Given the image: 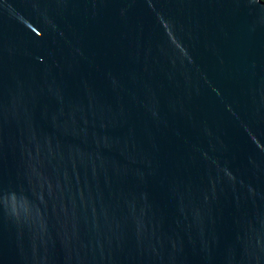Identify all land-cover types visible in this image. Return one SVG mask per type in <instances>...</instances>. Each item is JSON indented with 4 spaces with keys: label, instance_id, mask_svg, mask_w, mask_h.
<instances>
[{
    "label": "water",
    "instance_id": "water-1",
    "mask_svg": "<svg viewBox=\"0 0 264 264\" xmlns=\"http://www.w3.org/2000/svg\"><path fill=\"white\" fill-rule=\"evenodd\" d=\"M0 264H264V0H0Z\"/></svg>",
    "mask_w": 264,
    "mask_h": 264
}]
</instances>
